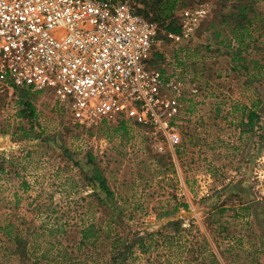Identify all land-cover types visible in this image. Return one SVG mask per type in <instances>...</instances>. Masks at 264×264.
Returning a JSON list of instances; mask_svg holds the SVG:
<instances>
[{"label": "rangeland", "instance_id": "1", "mask_svg": "<svg viewBox=\"0 0 264 264\" xmlns=\"http://www.w3.org/2000/svg\"><path fill=\"white\" fill-rule=\"evenodd\" d=\"M131 1L161 27L173 147L0 88V264H264V0Z\"/></svg>", "mask_w": 264, "mask_h": 264}, {"label": "built area", "instance_id": "2", "mask_svg": "<svg viewBox=\"0 0 264 264\" xmlns=\"http://www.w3.org/2000/svg\"><path fill=\"white\" fill-rule=\"evenodd\" d=\"M140 7L131 0H0V88L47 94L80 124L125 117L152 126L172 148L181 104L152 63L161 27ZM205 15L182 16V40L194 37Z\"/></svg>", "mask_w": 264, "mask_h": 264}, {"label": "trees", "instance_id": "3", "mask_svg": "<svg viewBox=\"0 0 264 264\" xmlns=\"http://www.w3.org/2000/svg\"><path fill=\"white\" fill-rule=\"evenodd\" d=\"M169 1H172V0H169ZM263 1V0H262ZM147 16H149V14H148V12H144ZM155 20V19H154ZM175 22H176V20H174L173 19V22H171V25L170 24H167V26H165L169 31H175V29H173V27H172V25H174L175 26ZM174 23V24H173ZM28 107L30 108L31 106L30 105H28ZM27 114V112H26V110H23L22 111V115H26Z\"/></svg>", "mask_w": 264, "mask_h": 264}]
</instances>
